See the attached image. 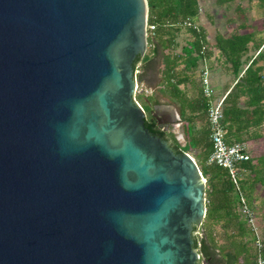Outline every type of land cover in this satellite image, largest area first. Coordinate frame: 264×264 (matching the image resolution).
Returning a JSON list of instances; mask_svg holds the SVG:
<instances>
[{"label":"water","instance_id":"1","mask_svg":"<svg viewBox=\"0 0 264 264\" xmlns=\"http://www.w3.org/2000/svg\"><path fill=\"white\" fill-rule=\"evenodd\" d=\"M147 16V0H0V264H203L205 178L135 98Z\"/></svg>","mask_w":264,"mask_h":264},{"label":"trees","instance_id":"2","mask_svg":"<svg viewBox=\"0 0 264 264\" xmlns=\"http://www.w3.org/2000/svg\"><path fill=\"white\" fill-rule=\"evenodd\" d=\"M246 1L254 2L260 9L263 16L261 28L257 31H241L248 27V23L244 19L246 10L237 2L233 8L237 25L228 35L217 32L212 44L233 76L230 86L224 88L220 117L223 137L227 143L260 137L257 129L264 124V0ZM231 2L234 0H215L217 5L226 8ZM147 4V21L155 24V31L153 35H147L144 56L141 59L136 57L133 64L136 66L140 63L141 71L137 76L143 83L144 72L151 67H157L158 81L155 86H150V94H141L144 105L137 97L136 99L146 113L144 126L150 133L166 138L174 151L187 152L190 147L199 148L194 157L198 160L197 164L205 178L206 209L200 224L201 234L196 233L194 227L192 231L193 245L201 254L199 262L256 264L258 251L254 245V234L240 212V197L252 209L256 186L264 189V154L242 163L245 170L241 171L242 176L240 173L238 185L232 182L224 168L206 163L212 150L209 124L196 130L195 121L208 122L209 99L202 93V67L199 65L203 57L210 61L212 47L207 40V32L200 24L195 29L185 27L192 38L185 42L180 52L174 51L179 21L184 17L197 19L200 11L199 0H147ZM202 46L203 54L200 53ZM209 61V77L214 89L212 100H216L218 98ZM156 104L174 106L181 122L182 135L187 137L186 144L182 146L174 133L163 131L157 126L155 118L150 114ZM260 201L264 203V193ZM253 213L256 219L255 212ZM255 223L260 227L256 220ZM260 229V253L264 257V223Z\"/></svg>","mask_w":264,"mask_h":264},{"label":"rangeland","instance_id":"3","mask_svg":"<svg viewBox=\"0 0 264 264\" xmlns=\"http://www.w3.org/2000/svg\"><path fill=\"white\" fill-rule=\"evenodd\" d=\"M237 2H240L242 7L246 10L244 19L248 23V27L242 29L241 31L244 32V31H247L248 29H253L257 31V29H260L261 23L263 20L261 11L254 2L248 3L246 0H234V2H231L228 8L217 5L215 3V0H199L200 11H199L197 19L196 20L193 19L194 22L200 24V26L207 32L208 34L207 40L209 42V45L212 47L210 61L209 60L208 61L211 64L210 71L212 74V82L214 84L215 92L217 93L216 94L217 98H219L225 93L224 88L225 86H230L233 76L230 73V71H228L227 68L225 67L226 65L222 62V58L219 56L217 49L213 48L212 46L214 42L213 37L217 32L222 33L223 35H228L232 31V28H234L237 25L238 20L235 19L236 14L233 9ZM179 26L180 27L178 28V32L175 38V48H174V51L177 53L181 51V47L185 44V42H187L188 40H191L192 38L189 31L186 30L184 26L182 25H179ZM139 64L140 63L136 64L138 68L136 69V71L137 70L139 71ZM200 67H201V64H200ZM156 73H157V67H154L153 69L154 78H155ZM136 97L140 101V103L144 105L141 94H136L135 98ZM154 108H156L155 105H153L152 111L155 110ZM171 123H176L177 131L179 130L180 132H182L180 130V127H181L180 119L172 121ZM201 126L202 127L208 126V122L205 120L195 121L196 130H199ZM257 131H259V133L261 134L260 137L254 136L244 141L248 144L250 154L252 155L253 159L264 154V124L260 128H258ZM178 133L179 132L174 133L175 138L178 140V143L183 146L187 142V137L183 135V138H182V135H180V137L177 138ZM253 133H255V131H253ZM190 144H193V141H190ZM187 152L195 156L196 152H199V148L190 147L187 150ZM242 174L243 172L241 173V176ZM255 190L256 191L254 192V194L256 195V197L253 200L252 209L256 215V219L254 216V220H256L260 226L258 227V225L255 223V227L257 229L258 235L261 238L262 235H261L260 228H261V224L264 223V216H263L264 215V203L260 201V197L263 195L264 189L261 186L257 185ZM199 229H200V226L197 225L195 228L196 230L195 232L198 233ZM199 234H201V232H199Z\"/></svg>","mask_w":264,"mask_h":264},{"label":"built area","instance_id":"4","mask_svg":"<svg viewBox=\"0 0 264 264\" xmlns=\"http://www.w3.org/2000/svg\"><path fill=\"white\" fill-rule=\"evenodd\" d=\"M179 25L188 28H198V23L194 22L190 17H184L179 21ZM155 31V24H146L147 35H153ZM204 46L200 53L203 54ZM201 86L203 95L208 98L209 105L207 109V120L209 124V139L212 144V150L208 154L206 163L216 164L224 168L229 175V178L235 185H238L239 176L241 171H244L242 163L252 159L248 144L246 142H232L227 143L223 137V130L220 125L222 101L224 96L219 97L216 100H212L214 89L210 82V75L208 64L205 57L201 60ZM152 88L141 81H136L135 95L136 94H150ZM240 212L244 215L249 223L252 232L254 234V245L258 251L256 256V264H264V257L261 255L262 240L258 235L255 227L254 213L252 209L245 203L244 198L241 196Z\"/></svg>","mask_w":264,"mask_h":264},{"label":"flooded vegetation","instance_id":"5","mask_svg":"<svg viewBox=\"0 0 264 264\" xmlns=\"http://www.w3.org/2000/svg\"><path fill=\"white\" fill-rule=\"evenodd\" d=\"M139 63V62H138ZM140 65V64H139ZM137 67V66H136ZM138 69V68H136ZM140 66H139V71L137 70V73L140 72ZM152 73H153V67L147 69L144 74H143V78L147 81H151L153 82V78H152ZM158 105V106H157ZM159 105H162V104H156V108H154L155 110L154 111H150V114L155 118V121H156V124L157 126L163 130V131H166V132H173V133H176L177 131L173 130H169V124L170 122H167L166 120V117L164 116V114L162 113V110L160 109ZM176 124V123H175ZM175 129V127H174ZM180 134V133H179ZM178 134V135H179ZM178 135H177V138H178ZM166 139V138H165Z\"/></svg>","mask_w":264,"mask_h":264},{"label":"crops","instance_id":"6","mask_svg":"<svg viewBox=\"0 0 264 264\" xmlns=\"http://www.w3.org/2000/svg\"><path fill=\"white\" fill-rule=\"evenodd\" d=\"M207 63H208V61H207ZM200 65V64H199ZM157 76H158V72L155 74V78L153 77V73H152V78L154 79L153 80V82H151V81H147V80H144V82L147 84V85H149V86H155L156 85V83H157V81H158V79H157ZM163 105V107L164 108H166V109H161L162 110V113L164 114V116L166 117V119H167V117L169 116L168 114V112L170 111V110H173L174 112H175V115L178 117L177 119H179V116H178V114H177V112H176V110H175V108H174V106H172V105H169V104H162ZM176 119V120H177ZM177 124H175V130L177 131V126H176ZM180 125H181V123H180ZM180 127V126H179ZM180 130L182 131V129H181V127H180ZM177 132H179L178 134V137H180V135H182V132H180L179 130L177 131ZM182 138H183V135H182ZM190 156H192V158L196 161L197 159L193 156V155H191L190 154ZM197 162V161H196Z\"/></svg>","mask_w":264,"mask_h":264},{"label":"bare ground","instance_id":"7","mask_svg":"<svg viewBox=\"0 0 264 264\" xmlns=\"http://www.w3.org/2000/svg\"><path fill=\"white\" fill-rule=\"evenodd\" d=\"M160 109H166V108H164V107H160Z\"/></svg>","mask_w":264,"mask_h":264}]
</instances>
